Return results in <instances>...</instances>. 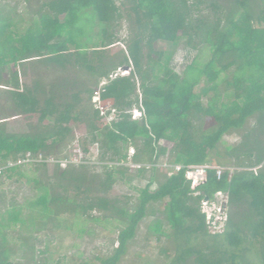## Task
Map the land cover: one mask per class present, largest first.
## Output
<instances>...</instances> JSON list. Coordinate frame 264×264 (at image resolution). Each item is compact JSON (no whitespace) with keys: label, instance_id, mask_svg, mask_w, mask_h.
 I'll use <instances>...</instances> for the list:
<instances>
[{"label":"trees","instance_id":"16d2710c","mask_svg":"<svg viewBox=\"0 0 264 264\" xmlns=\"http://www.w3.org/2000/svg\"><path fill=\"white\" fill-rule=\"evenodd\" d=\"M39 1L35 31L30 24L23 33L14 35L9 30L11 22L0 19V165L27 154L58 160L63 156L56 155L68 154L69 143L75 139L83 153L97 144L103 162L123 161L127 147L135 146L132 160L143 166L134 177L143 178L148 163L150 168L138 201L132 204L130 196L109 193L115 173L123 175L125 169L114 170L105 164L97 173L85 162L65 167L54 162L48 174V162L34 163L47 171V182L37 181L41 193L32 202L41 206L38 222L46 216L58 219L62 213L93 217L94 211L104 218L120 219L125 225L118 231L116 246L100 258V264H118L148 205L163 202L161 211L169 230L154 224L157 232L160 230L157 239L163 235L173 245L169 264H249L247 255L252 249L258 264H264V26L253 25L264 22V9L260 6L254 15L252 0H232L222 22L225 0ZM204 3L212 9L215 20L206 22L199 17ZM83 8H90L103 23L97 24V46L91 45L92 38L81 24L88 19ZM122 20L130 29L126 49L109 54L107 49L115 46V29ZM180 36L186 37L185 45L191 48L201 41L210 42L209 60L201 67L187 65L182 75L166 63L161 76L156 75L163 52L155 50L154 42L175 46ZM198 36L201 40L195 41ZM153 54L158 57L153 58ZM120 66H130L129 73L108 78ZM230 67L231 76L223 83L233 99L218 104L216 92L203 103L202 95L215 91L220 73ZM105 77L108 80L99 92V103L120 110L121 117L115 121L106 122L92 101L95 86ZM201 81L204 85L195 92ZM134 105L143 110L140 119H131L125 112ZM4 109L11 114L2 113ZM11 115L22 116L28 130H8L5 123ZM249 118L255 122L242 134L241 142L225 150L235 163L232 172L220 160L211 164L222 137L242 130ZM210 121L213 124L206 126ZM76 126L82 129L77 138ZM161 139L173 143L169 154L174 160L170 163L182 167H172L170 174H162L159 180L155 161L167 151L158 145ZM68 156L63 158L69 160ZM197 165L207 166L206 178L192 189L185 169ZM17 167H7L4 172ZM217 190L228 194L227 221L222 231L212 233L200 201L212 198ZM13 207L6 210V218L0 215V264H11L1 230L3 222L24 225L35 220L32 213L22 218L20 209ZM192 238L195 242L190 243ZM162 251L167 254L168 248Z\"/></svg>","mask_w":264,"mask_h":264},{"label":"rangeland","instance_id":"374dc122","mask_svg":"<svg viewBox=\"0 0 264 264\" xmlns=\"http://www.w3.org/2000/svg\"><path fill=\"white\" fill-rule=\"evenodd\" d=\"M39 0H30L28 2L24 0H0V19L5 18L11 22L10 31L15 34H21L31 24L32 30H36L38 27V15L36 10L39 6ZM224 11L220 15V20L223 22L225 14L228 9L232 7V0L223 1ZM252 10L256 15L260 9H264V0H252ZM202 11L199 12L200 18L207 20H215L216 17L213 14L212 9L207 4L201 5ZM87 11V21H81L84 24L86 34H89L92 38L93 44L99 45V36H97L98 25L103 26L95 13L90 8H83L82 11ZM63 19V16H61ZM92 21H95L94 24ZM98 24V25H97ZM254 26H264V22H253ZM116 43L110 50L107 49L109 54L121 52L126 49V41L130 35L129 24L126 20H122L120 25L115 29ZM201 36H198L197 41ZM185 36H180L178 43L175 46H171L169 42L157 40L154 42V48L158 52H163L161 56L160 64L156 65L154 73L161 76L163 66L167 63L175 72L180 75L183 74V70L187 65H194L195 67H201L210 58L211 44L207 41L198 42L196 48H191L185 45ZM97 42V43H96ZM93 46L88 48V52H91ZM165 55V56H164ZM158 54H153V58H157ZM127 68V67H126ZM233 67H230L227 72H221L219 78L216 81L217 88L215 91H209L208 95H202V102H206V98L218 93L219 96L216 99L217 103L230 102L233 98L230 89L226 90L223 80L231 76ZM43 72L50 76L52 72L43 70ZM125 75V74H124ZM7 76V73H4ZM94 80V79H92ZM204 85V81L199 82L194 87V91L198 92ZM0 87H3L0 85ZM97 86H95L96 89ZM216 93V94H217ZM9 112V110H3L2 113ZM205 121H207L205 119ZM255 122L254 118H249L240 131H231L226 133L221 142L218 144L217 149L212 153L211 164H217L215 160L222 161L221 165L227 167L235 166L233 158L226 155L225 150L230 147L238 145L242 138L243 133L253 126ZM26 120L20 115H11L7 118L5 126L8 130L14 132H25L28 130ZM213 124H205L206 126ZM82 133V129L76 126L74 128V134L77 138ZM77 144V145H76ZM158 145L164 146L167 151L165 154L157 157L155 161L156 174L159 180H162V174H170L172 164L170 161L174 160V156L169 154V149L173 143L166 139H161ZM70 151L68 154L60 153L56 156H68V159L74 160L82 158L85 163L89 165V168L97 173H100L105 164L109 165V168L117 170L118 167L125 169L123 175L119 172L115 173V181L110 190V195L121 196L127 195L131 197V203L135 204L138 201L141 189L147 182L149 175L150 164L146 166L148 168L145 171V176L142 178L134 177L136 174L137 166L135 161L132 160L133 154L137 149L134 146H128L125 150L127 157L123 161L105 160L104 162L99 159V149L96 144H91L88 153H83L79 147V142L73 140L69 143ZM132 147V148H130ZM130 148V149H129ZM75 150H77L75 152ZM82 152V157H79V151ZM76 155H73V154ZM58 160H63L64 158ZM54 158V156H50ZM55 159V158H54ZM87 159V160H86ZM48 174H51V170L54 166V162H48ZM51 163V164H50ZM180 164V163H177ZM104 165V166H103ZM219 165V164H218ZM135 166V167H134ZM140 166H143L142 164ZM61 167V166H60ZM38 168V169H36ZM40 165L29 163L24 161L18 164L15 170L3 172L0 175V215L5 218L7 216L6 210H9L12 206L14 209H20L19 216L26 218L29 213L35 216L33 222H27L22 225L19 221L5 220L1 230L5 233L6 244L9 247L8 260L11 264H100V258L108 255L112 248L117 244L116 237L121 227L125 225L118 218L102 217L100 213L93 212L91 216H82L78 213H62L58 219L53 217L40 218L42 221L39 223L40 214L38 211L41 206L32 205V202L41 193L38 187L37 181L47 182L45 174L47 173ZM37 179V180H36ZM36 180V182H33ZM191 185V184H190ZM155 187V184L151 186ZM196 185H192L194 189ZM196 194V192H195ZM163 202H154L148 205L147 214L139 224L138 230L134 238L128 243V249L125 255L122 257L118 264H169L170 259L174 255L173 245L168 239L160 235V239H157V235L160 230H169V226L164 221V216L161 211ZM207 203V204H205ZM204 204V205H203ZM220 203L214 199L203 198L200 201V209L206 211L220 210ZM226 209V207H224ZM222 211V210H221ZM203 212V211H202ZM38 218V219H37ZM160 225V230L157 232L156 225ZM209 229V225H207ZM222 230L223 226L217 228H211V231ZM209 229V230H210ZM198 241V239H196ZM195 242L192 238L190 243ZM28 243V244H27ZM30 245V246H29ZM164 247L168 248L167 254L162 251ZM244 257L246 255H243ZM249 264H258V258L254 249L248 252Z\"/></svg>","mask_w":264,"mask_h":264},{"label":"built area","instance_id":"2783aa9c","mask_svg":"<svg viewBox=\"0 0 264 264\" xmlns=\"http://www.w3.org/2000/svg\"><path fill=\"white\" fill-rule=\"evenodd\" d=\"M129 73V67L128 68H123V67H117L115 71H112L110 74H108V78H113L116 75H124V74H128ZM107 77L103 78L100 80L94 94L92 95V101L95 103V106L99 109V113L100 115H102L106 122L107 121H112V120H118L121 116L119 115L120 110H118L116 107L111 106L110 104H107L105 106H102L99 103V92L102 88V86L107 82L108 80ZM139 97H141V95L139 94ZM125 112H129L131 114V119H140L142 117L143 114V110L137 106H132L131 109L125 110ZM77 145V144H76ZM97 145V144H96ZM132 148V147H130ZM129 148V149H130ZM77 150H75L76 152ZM79 151V157H82V152ZM73 155H76L75 153ZM77 162H72L74 160H67V159H63V160H56L54 158H43L41 157V155L36 156V157H32L31 155L27 154L25 158L19 159V160H10L7 161V163L5 164H1L0 165V175L4 172L5 168L13 166V165H18L20 163H23L24 161H28L29 163H38L40 161H45V162H58L59 165L61 167H65L68 163H84L85 160H83L82 158L80 159H76ZM87 160V159H86ZM141 164H136L135 166H137V168L141 167ZM134 166V167H135ZM150 166V165H149ZM171 167H173V169L178 170L179 168L182 167L181 164H174ZM206 165H197V166H190V167H186L185 169V176L186 178L190 181L191 186L192 185H197L201 182H203L206 178ZM230 173L232 172L233 167H230ZM220 169L218 168V171ZM207 199H214L216 202H219L221 205L219 207L220 210H214V213L212 211L208 212L205 209L202 208L203 213L205 214V220H206V224L209 225V229L211 228H217L220 227L221 225L225 226V223L227 221V200H228V194L226 191H222V190H217L212 198H207ZM207 204V203H205ZM204 205V204H203ZM224 207H226V209H224ZM222 210V211H221ZM222 228V230H223ZM219 228V231H214L210 229V232L212 233H216V232H220L222 231Z\"/></svg>","mask_w":264,"mask_h":264},{"label":"clouds","instance_id":"9594fccd","mask_svg":"<svg viewBox=\"0 0 264 264\" xmlns=\"http://www.w3.org/2000/svg\"><path fill=\"white\" fill-rule=\"evenodd\" d=\"M120 67H123V68H126V67L128 68V67H129V71H130V66H126V67H125V66H120ZM125 75H127V74H125ZM131 108H132V107H131ZM131 108H129V109H131ZM127 113H129V112H127ZM129 114H130V113H129ZM130 117H131V114H130Z\"/></svg>","mask_w":264,"mask_h":264},{"label":"water","instance_id":"95a60500","mask_svg":"<svg viewBox=\"0 0 264 264\" xmlns=\"http://www.w3.org/2000/svg\"><path fill=\"white\" fill-rule=\"evenodd\" d=\"M126 67V66H125Z\"/></svg>","mask_w":264,"mask_h":264}]
</instances>
